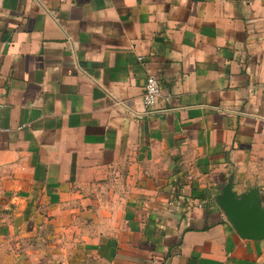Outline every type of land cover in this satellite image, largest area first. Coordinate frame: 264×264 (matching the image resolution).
<instances>
[{"label":"crops","instance_id":"0c3cea01","mask_svg":"<svg viewBox=\"0 0 264 264\" xmlns=\"http://www.w3.org/2000/svg\"><path fill=\"white\" fill-rule=\"evenodd\" d=\"M231 175L264 199V0H0V264H264Z\"/></svg>","mask_w":264,"mask_h":264},{"label":"water","instance_id":"95a60500","mask_svg":"<svg viewBox=\"0 0 264 264\" xmlns=\"http://www.w3.org/2000/svg\"><path fill=\"white\" fill-rule=\"evenodd\" d=\"M216 199L241 237L264 240V199L258 187L240 193L235 189L234 175H231Z\"/></svg>","mask_w":264,"mask_h":264},{"label":"built area","instance_id":"2783aa9c","mask_svg":"<svg viewBox=\"0 0 264 264\" xmlns=\"http://www.w3.org/2000/svg\"><path fill=\"white\" fill-rule=\"evenodd\" d=\"M162 94L161 83L155 75H148L145 82L144 104L148 109L153 108Z\"/></svg>","mask_w":264,"mask_h":264}]
</instances>
